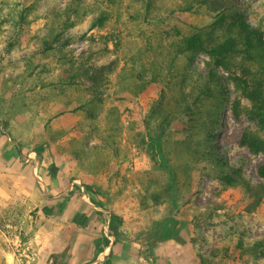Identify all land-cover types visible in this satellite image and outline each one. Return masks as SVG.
Listing matches in <instances>:
<instances>
[{
	"label": "rangeland",
	"instance_id": "1",
	"mask_svg": "<svg viewBox=\"0 0 264 264\" xmlns=\"http://www.w3.org/2000/svg\"><path fill=\"white\" fill-rule=\"evenodd\" d=\"M32 1L9 0L11 6L17 2L29 5ZM119 1V5L110 7L114 17L104 28L91 26L96 16L93 13L86 15L66 32L70 38L67 49L73 50L74 56L84 53L99 64L114 62L110 74L112 83L107 90L108 99L101 107L99 117L93 121L85 113L72 111L79 97L83 98L81 92L57 94L53 88H42L41 82L32 78L41 99L32 105L30 111L21 107L20 111L25 117L12 121L13 126L24 131L30 127L29 118L35 119L34 128L26 132L24 138H19L25 143L18 155L27 162V159L36 161L38 158L39 169L57 166L61 186L66 190V210L62 211L65 212L64 218L72 217L69 205L79 204L82 207L79 215L76 211L74 216L75 225L78 226L74 231L79 232L78 243L74 246L68 244L64 257L68 258L67 262L72 259L74 264L94 263L99 238L108 235L106 226L114 213L119 218L116 221L119 232L116 243L123 245L122 252L126 259L112 264H203L202 256L207 264H253L252 256L242 255L239 243L247 246L264 238V194L260 193L261 199L256 201L259 194H253L244 184L225 186L216 177L207 159L196 161L191 175L183 171L184 163L190 159L184 141L192 130L188 117H182L174 120L166 133L167 150L171 153L173 165L177 166L180 180L185 181L174 199L167 185L168 174L158 165V156L159 163H156L153 138L160 130V120L154 118L148 121L147 118L150 106L162 93H165L168 103L175 96L177 87L189 90V80L181 84L176 81L173 75L175 69L159 51L146 49L158 46L160 33L168 27L167 23L170 24L174 17L180 25H187L185 29L189 31L197 28L206 32L204 46L197 52L191 67L190 76L193 77L208 73L207 48L216 42L222 30L209 25L213 21V13L181 11L179 6L184 4V0ZM67 3L68 0H38L28 23L22 26L2 23L13 13L10 7L0 5V112L8 109L10 96L18 86L16 82L25 70L24 57L41 49L40 39L48 34L50 10L56 6L62 8ZM237 5L245 11L251 25L264 32V0H238ZM142 29L145 34L140 33ZM105 41H109L110 51L99 59ZM138 49L142 51L141 59L146 63L148 72H144L147 81L145 87L134 93L122 89V74L131 71L132 58H137L136 70L142 71L141 61L138 60L140 56L135 55ZM51 60L50 67H54V59ZM153 61L156 72L160 74L155 81L151 79L154 70L150 64ZM183 64L180 61V65ZM250 66L252 80L260 82L264 88V45L256 49ZM216 71L221 83L213 86V97L205 108L210 112L207 119L211 117L207 124L216 128L213 140L230 166L241 172L245 184L258 189L264 185V178L258 174L259 166L264 163V155L253 153L240 144L244 133L255 130L257 125L247 113L250 101L231 79L235 73L239 74V70L230 72L219 68ZM59 72L60 69L51 70L48 76ZM137 82L142 83L140 79ZM236 106L237 112L234 110ZM111 108L116 109L114 117L110 113ZM218 115L219 120L216 119ZM1 121L0 115V127ZM197 129L200 137L205 136L206 131L200 124ZM111 133L117 141V157L111 155L110 162L97 167V160L107 154L109 145L104 139ZM3 135L6 139H12L5 133ZM43 140L50 142V150L44 152L45 159L38 157L36 151L41 150L39 143ZM73 150H83L82 161L73 155ZM55 178L54 174L48 181L51 183ZM84 183L91 187L87 185L86 188ZM154 196H158V200ZM94 205L102 208L101 217H97L92 210ZM23 212H30L35 217L37 208L34 204L32 207L26 204ZM96 218H99V224L94 223ZM65 219L64 222L68 223ZM18 227L15 230L23 241L16 245L10 242L16 248L11 264L27 263L28 254L31 253L34 259L30 264H38V250L24 243V236L28 238V233L32 232L30 225L23 223ZM69 236L73 237V233L70 232ZM69 236L65 235L66 241ZM109 238L114 241L113 236ZM4 240L2 245L8 250L9 241ZM4 253L0 251V264H8ZM58 255L60 253L54 254V263L60 260ZM258 263L264 264V258Z\"/></svg>",
	"mask_w": 264,
	"mask_h": 264
},
{
	"label": "trees",
	"instance_id": "2",
	"mask_svg": "<svg viewBox=\"0 0 264 264\" xmlns=\"http://www.w3.org/2000/svg\"><path fill=\"white\" fill-rule=\"evenodd\" d=\"M237 1L184 0V4L179 6L181 11L213 13V21L209 25L222 30L216 42L207 48L209 61L207 62L208 73L205 76H190V73L192 74L191 67L197 52L205 43L206 32L203 29L196 28L189 31L185 29L187 25H185L186 27L180 25L178 19L173 17L171 23H167L168 27H165L160 33L158 46L156 48L145 47L148 51L155 50L160 52V55L175 69L176 73L173 75L176 81L181 84L189 80L188 91L185 87H177L175 96L168 103L166 102L165 93H162L160 98L152 103L147 113L148 121H153L154 118L160 120L158 124L160 130L156 137L153 138L156 163H159L157 160L158 156L160 160L158 165L168 174L167 185L174 199L179 193L180 185H184L185 181L180 180L177 166L173 165L171 153L167 150L168 139L166 138V133L173 121L182 117H188L187 121L190 124V130H192L188 139L184 141L190 159L184 163L183 171L191 175L195 162L207 159L213 171L216 172V177L225 186L244 184L253 194H259V198L256 201H260V193L264 194V185L255 189L245 184L246 182L243 181L241 172L230 166L226 156L216 146L213 140L216 137V128L209 127L208 124L211 117L208 119L207 117L210 116V112L205 109L209 99L213 97V86L221 83L216 69L222 68L230 72L238 69L239 74L235 73L231 79L241 89L244 97L250 101L251 106L247 108V113L257 125L255 130L244 133L240 144L248 147L253 153L264 155V88L260 82L252 80L253 71L250 66V63L255 58L256 49L264 45V32L251 25L245 11L240 10L237 5ZM37 3L38 0H33L29 5L17 2L14 6H11L9 0H2L0 5L10 7V11L13 13L11 17H7L2 23H14L17 26L28 23L29 15L37 8ZM119 3V0H68L64 7L58 8L56 6L50 10L48 14V34L40 39L41 49L24 57L25 70L20 74L21 78L16 82L18 86L10 96L7 103L8 109L0 112L2 117L1 132L12 137L18 153L22 152V146L25 143L19 138H24L25 133L34 128L35 119L29 118L30 127L24 131L20 127L13 126L12 121H18L25 117L20 111L21 107L30 111L32 110V105L41 99L32 78L39 80L42 88H53V91L57 94H76V92H81L83 98L79 97V101L72 108V111L85 113L93 121L99 117L100 109L108 99L107 90L112 83L110 74L114 69V62L99 64L96 62L97 60L94 61L90 58L91 56L87 58L84 53L77 57L74 56L73 50L67 49L70 38L66 36V32L86 15L93 13L96 16L92 19L91 26L104 28L107 22L114 17L110 7H115ZM149 4H147V8ZM140 33L145 34L146 32L142 29ZM108 43L109 41H105L104 48L101 49L98 56L99 59L110 51ZM141 52V49H138L135 55L140 56L138 60L141 61L142 71L136 70L137 58H132L131 71L129 73L125 71L122 74L124 78L123 90L138 93L147 83L144 72L147 74L148 70H146V63L141 59ZM51 58L54 59V67H50V63L53 61ZM180 61L184 63L182 66ZM155 65V61L150 64L154 70L151 76L154 81L160 77L159 72H156ZM56 69H60V72L49 77L48 73L51 70L56 71ZM137 79H140L142 83H138ZM234 110L237 112V106ZM115 112L116 109L111 108L110 113L113 117ZM219 117L218 115L216 119L219 120ZM199 124L206 131L205 136H199L197 129ZM104 140L109 145L107 148L109 157H106V154L103 158L101 157L97 160V167L105 166L110 162L111 155L117 157V141L114 135L112 133L108 134ZM49 145L50 142L48 140H43L39 143L41 150H36L38 157L41 156L45 159L44 152L50 150ZM94 147H98V145ZM82 151L73 150L72 153L78 160L82 161L81 159H83L84 155ZM30 162L31 164L33 163V161ZM48 170H51V174L54 175L59 169L56 165H52ZM258 174L264 178V163L259 166ZM74 185L76 186V184ZM84 185L87 188L88 184L84 183ZM89 187L91 186L88 185ZM154 199L158 200V196H154ZM101 214L103 215V213ZM117 219L119 220L112 213L106 226L108 235L104 234L102 238H99L101 240L98 239L100 242H98V249L93 261L103 251V246H109L110 243H115L118 239ZM110 236L114 237L113 242L110 240ZM239 247L242 249V255L249 254L253 257V264H259L258 261L264 258V238L247 246L240 242ZM202 263L207 264V260L203 256ZM99 264H112V261L108 257Z\"/></svg>",
	"mask_w": 264,
	"mask_h": 264
},
{
	"label": "crops",
	"instance_id": "3",
	"mask_svg": "<svg viewBox=\"0 0 264 264\" xmlns=\"http://www.w3.org/2000/svg\"><path fill=\"white\" fill-rule=\"evenodd\" d=\"M27 160L28 162L19 158L15 142L12 139H6L0 127V251L3 250L7 255L8 264L14 262L16 248L10 242L13 241L16 245L19 241H23L15 229H19L18 226L21 227L24 223L30 225L32 229V232L28 233V238L24 236L26 240L24 243L38 250V264H74L72 259L67 262L68 258L64 257V251L68 244L74 246L78 243L79 232L74 231L78 228L75 225L76 217L74 216L76 211L79 215L82 207L79 204L72 205V207L69 205L68 208L72 209L70 212L72 217L65 219V212L62 211L66 210L64 200L66 190L61 186L59 170L54 173L56 178L50 183L48 179L53 176H50L51 170H40L38 158L36 161L33 160L34 164L30 162L32 159ZM26 204L29 207L34 204L35 209L37 208L35 217L30 212H23V206ZM101 209L94 205L92 210L96 212L97 217H101ZM64 219L68 223H65ZM33 221H35V228H33ZM99 221V218H96L94 223L99 224ZM19 232L22 234L21 230ZM70 232L73 233V237L69 236ZM67 234L69 237L66 241L65 235ZM3 239L9 241L8 250L2 245ZM103 247L104 251L99 253L92 264L102 263L108 257L113 263L126 259L122 252L123 245L120 242L110 243L109 246ZM53 253H60V256L58 255L60 260L57 259L56 263H54Z\"/></svg>",
	"mask_w": 264,
	"mask_h": 264
},
{
	"label": "built area",
	"instance_id": "4",
	"mask_svg": "<svg viewBox=\"0 0 264 264\" xmlns=\"http://www.w3.org/2000/svg\"><path fill=\"white\" fill-rule=\"evenodd\" d=\"M28 261H27V263H24V264H30L31 263V260L32 259H34V256H33V254L31 253V254H28Z\"/></svg>",
	"mask_w": 264,
	"mask_h": 264
}]
</instances>
